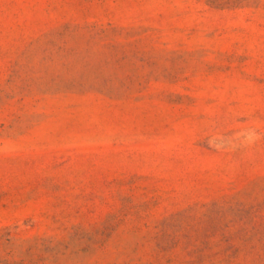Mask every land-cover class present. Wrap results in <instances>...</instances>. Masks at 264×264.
Listing matches in <instances>:
<instances>
[{
  "label": "rangeland",
  "instance_id": "rangeland-1",
  "mask_svg": "<svg viewBox=\"0 0 264 264\" xmlns=\"http://www.w3.org/2000/svg\"><path fill=\"white\" fill-rule=\"evenodd\" d=\"M0 264H264V0H0Z\"/></svg>",
  "mask_w": 264,
  "mask_h": 264
}]
</instances>
